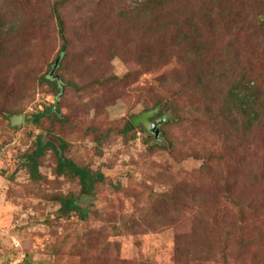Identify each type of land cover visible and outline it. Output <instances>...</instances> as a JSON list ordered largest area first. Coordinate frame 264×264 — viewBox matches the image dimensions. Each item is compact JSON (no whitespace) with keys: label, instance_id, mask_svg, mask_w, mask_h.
Listing matches in <instances>:
<instances>
[{"label":"rangeland","instance_id":"1","mask_svg":"<svg viewBox=\"0 0 264 264\" xmlns=\"http://www.w3.org/2000/svg\"><path fill=\"white\" fill-rule=\"evenodd\" d=\"M143 1L0 0V264L22 254L25 264H264V0H151L175 7L177 30L205 42L198 62L185 53L197 41L169 51L175 35L162 20L124 18ZM53 9L69 45L58 70ZM197 11L202 31L179 19ZM150 44L168 50L156 66L138 54ZM234 83L255 94L247 118L227 109ZM171 99L180 118L165 126L155 107ZM42 113L51 115L34 124ZM129 122L138 129L124 136ZM38 136L65 140L68 158L106 176L79 201L86 220L61 213L57 198L79 197L81 186L57 175L52 152L42 179L31 178L25 156ZM226 197L253 203V221L226 226L215 207ZM195 215L209 221L195 225Z\"/></svg>","mask_w":264,"mask_h":264},{"label":"trees","instance_id":"2","mask_svg":"<svg viewBox=\"0 0 264 264\" xmlns=\"http://www.w3.org/2000/svg\"><path fill=\"white\" fill-rule=\"evenodd\" d=\"M102 1H106V0H102ZM151 0H145L143 2H141L136 8H134V10H132V12H130V14L128 12H124L123 14H125V19L132 21V24H135L138 21H142V20H153L154 22H158L159 20H162V24L165 26L166 30V34L168 31L171 30L172 34L175 35L174 38H172V40L167 43L166 46L171 45V47H168V49H170L169 51H171L172 47H174L172 45L173 42L175 41H179L180 39H182L184 37V39H182V43H184L187 47H189L193 41H197V46L198 48H189L185 53L187 56H190V58L187 61H191V62H198V61H204L205 60V56L208 55H203L201 54V52H198L199 50H205V48H207V46L205 45V42L201 41V40H196L194 39V37H190L191 33L185 31H178L177 30V26L175 25L174 21L176 19V12L175 11V7H169L167 10V6L168 3L170 1L173 0H167L164 1L162 4L165 6V10H155L153 9L150 5L149 2ZM207 1V0H205ZM209 1V0H208ZM216 0H213V2H215ZM105 4H100V6H98V10L99 8ZM160 7V6H159ZM179 10H181V7H179ZM218 13H220V11H217ZM53 15L56 17L58 25H59V31H60V35L61 38L64 42V45L61 48L60 51V56L58 57V59L56 60L54 69H59L60 64L65 56V54H67L68 49H69V45H67V40H66V32H65V22L62 19V17L59 14V11L57 9H53ZM181 15L179 17L180 18H185V23L184 25L188 22V26L192 25V31L195 30V26L197 28H199L202 31V28L204 27V25L208 22L206 17H200V11H197L196 14L193 15V17H188ZM207 16H211L210 13L207 14ZM178 19V22H179ZM197 20H199L200 22H196ZM193 22V24H192ZM183 25V24H181ZM180 29V28H179ZM181 33V34H180ZM198 33V32H197ZM196 33V34H197ZM157 36V35H156ZM158 37V42H162L164 43V38L157 36ZM188 41V42H187ZM151 43V42H150ZM189 44V45H188ZM160 45V44H159ZM167 49L165 48V50L163 49V45L161 48H159V50L157 51L155 47H151V44L146 46L145 48L139 46L138 47V54L139 56H141V62L142 64L145 63H153L154 59L157 56H163L164 52ZM176 49L174 47V50L172 51L173 53H175ZM168 52V50L166 51V53ZM178 52V53H177ZM182 53V49L178 47L176 54ZM149 61V62H146ZM157 63V62H155ZM160 63H157V65H159ZM193 63H190V65ZM153 65L156 66V64L153 63ZM186 69L187 66H184ZM184 73V71H183ZM184 75H188L187 72ZM54 78H47V81L51 84H53L55 89H61V84L54 81ZM201 80V79H200ZM190 85H197L198 83L195 81L194 83L189 82ZM199 86V85H198ZM196 86L195 90H199L201 89L200 87ZM177 96V95H176ZM179 98V96H177ZM180 99V98H179ZM256 97L253 91L249 90L248 87L246 86H242L241 83H234L232 85V87L229 90V95H228V104H227V109L229 108L230 111L233 112H237L239 113V115L243 118H247L248 116L251 115V110H252V106L255 103ZM224 110V109H223ZM166 112H169L170 117H165ZM180 112L179 107L176 103V101L168 100L163 102L159 106L155 107V114H157L158 118H161L164 120V124L165 126H169L171 124H173L174 122H177L180 118V116H178V113ZM201 114H203L204 116H206V111H200ZM49 115H51L50 113H42L38 116H34L33 119V123L34 124H39L42 119L47 118ZM222 115L224 117H226L227 115L222 113ZM218 121V118L215 119V122ZM253 125V124H251ZM138 129V126H136V124H134L133 122H129L125 129L123 130V135L127 136L129 133L135 131ZM60 145H57L56 143L52 142V141H47L45 142L43 139V136H38L35 142V146H34V150L32 151V153L28 154L25 156V166L27 167L31 178L34 181H40L41 178V173H40V168L42 165V161L45 159L46 155L48 152H52L56 159H57V168H56V173L58 176H68L72 179H76L78 180L80 186H81V195L79 197L75 196V195H69V196H62L57 198V202H59V204L61 205V213L63 214V216L65 217H69L73 214H78L80 216V218L82 220H86L88 218V213L87 211H85L81 206H79V201L82 198H92L93 196H95L96 193V189L99 185L105 183L106 180V176L103 173H99V172H94L93 170H91L90 168L87 167H82L79 166L74 160L68 158L66 156V152L68 151L69 145L67 144V142H65V140L60 139ZM170 143V142H169ZM215 207L217 208V210L222 209V213L224 216L225 215H229L230 219L229 221H226L224 224L226 226H230V227H234L232 226L233 222L237 220V225L239 223H243L245 225L251 223L253 221L252 217H255V214L258 212L256 210V207L253 205V203H251L250 201H242L239 199H231L226 197L225 199H221L220 202L215 204ZM199 215V214H198ZM198 215L194 216L193 219V224L197 225L199 223L203 224L204 222H208V218H201L198 217ZM250 218V219H248ZM207 224V223H206ZM204 224V225H206ZM212 224V223H211ZM229 234V233H228ZM195 237V236H194ZM193 237V238H194ZM204 248H202L201 251H203ZM198 250V249H197ZM181 253H183V248H180L179 245H177L176 247V259L179 260V257L181 255ZM198 254V258L201 260L203 259V255L204 253L201 252H197ZM206 254H210V248L208 250V253ZM202 255V256H201Z\"/></svg>","mask_w":264,"mask_h":264},{"label":"built area","instance_id":"3","mask_svg":"<svg viewBox=\"0 0 264 264\" xmlns=\"http://www.w3.org/2000/svg\"><path fill=\"white\" fill-rule=\"evenodd\" d=\"M26 255L22 254L18 259L11 262L10 264H25Z\"/></svg>","mask_w":264,"mask_h":264},{"label":"water","instance_id":"4","mask_svg":"<svg viewBox=\"0 0 264 264\" xmlns=\"http://www.w3.org/2000/svg\"><path fill=\"white\" fill-rule=\"evenodd\" d=\"M164 123V120H162L161 124ZM157 127H159V124H155L153 126V129H152V133L155 135L156 139H159V136H160V132L159 130L157 129Z\"/></svg>","mask_w":264,"mask_h":264}]
</instances>
